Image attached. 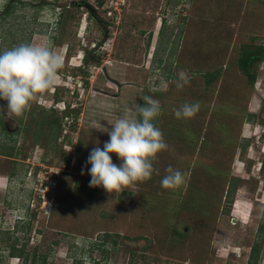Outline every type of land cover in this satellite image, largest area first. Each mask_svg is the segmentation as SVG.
Returning a JSON list of instances; mask_svg holds the SVG:
<instances>
[{"label":"rangeland","instance_id":"obj_1","mask_svg":"<svg viewBox=\"0 0 264 264\" xmlns=\"http://www.w3.org/2000/svg\"><path fill=\"white\" fill-rule=\"evenodd\" d=\"M98 1L0 0V50L50 44L66 65L21 116H4L20 159L10 200L20 196L22 205L29 191L34 199L44 193L36 189H44L38 165L49 174L64 169L54 194L42 198L46 211L7 234L4 264H24L9 252L18 245L47 256L27 264H248L254 244L264 264V59L254 85L238 65L247 46H264V0ZM8 3L14 7L5 14ZM85 46L99 47L90 53L102 58L85 65L88 75L68 67L81 62ZM206 72L215 74L210 84ZM144 96L161 106L155 124L168 145L151 179L121 194L90 187L87 157L109 139L92 121L110 129ZM185 103L198 111L177 118L173 110ZM169 165L184 174L175 189L160 184Z\"/></svg>","mask_w":264,"mask_h":264},{"label":"clouds","instance_id":"obj_2","mask_svg":"<svg viewBox=\"0 0 264 264\" xmlns=\"http://www.w3.org/2000/svg\"><path fill=\"white\" fill-rule=\"evenodd\" d=\"M85 55L84 50L81 62ZM62 67L61 56L50 44L33 46L22 43L0 50V100L7 102V111L0 113V116H21L39 93L56 83L57 73ZM72 79L74 83L78 82L75 76ZM141 99L144 103H135L132 115H122L110 124V129L100 121H92L109 139L103 143L102 148L97 141V146L91 149L87 157L90 187L103 188L111 195L121 194L127 187L151 179L154 172L153 160L168 145L155 124L161 113L160 104L148 96ZM198 109V103H185L173 111L177 118L187 119L194 116ZM112 154L118 158V164L113 162ZM183 182L184 174L171 165L165 169L160 180L164 189H175ZM235 203L236 201L233 205Z\"/></svg>","mask_w":264,"mask_h":264},{"label":"flooded vegetation","instance_id":"obj_3","mask_svg":"<svg viewBox=\"0 0 264 264\" xmlns=\"http://www.w3.org/2000/svg\"><path fill=\"white\" fill-rule=\"evenodd\" d=\"M76 5H79V3L75 2ZM101 47V45H100ZM86 48V49H85ZM85 48H83L85 50V53L87 54L88 52H96V50L98 51L97 46L92 47V48H88L87 46H85ZM85 59V58H84ZM84 59L82 60V62H80L79 64L76 65H72V61L70 62V64H68V67L70 68H76V69H80L83 68L84 72V66H85V61ZM102 61V58H101ZM66 65H65V60L63 61V67L62 69H65ZM104 67V66H103ZM103 67H102V71H103ZM86 68V67H85ZM62 70L60 69L58 72H61ZM104 73V71H103ZM78 76V75H77ZM106 76V75H105ZM118 85V84H116ZM1 104H0V110L3 106V104H7L6 101L4 100H0ZM56 106H54V109ZM45 108V107H44ZM45 109H53L51 107L45 108ZM80 107H73L71 109H68L69 114L71 115H75L78 111H79ZM66 109H61V112H64ZM0 113H2L0 111ZM66 117H68L66 115ZM4 116H0V178L4 177L5 178V185H4V189L0 188V264H4V262L6 260H4L5 255L4 253L6 252L5 248H4V243H7L8 240V236L7 234L10 233H15V232H20V227L23 229H27L28 226L30 225V220L33 219L34 217H36L39 212H43L46 211L44 205L42 204L43 202H46V199H42L44 197H46L48 194L53 195L54 191L56 189L57 186V181H58V175L60 174V170H64L63 168H60L59 170H53L52 174L49 173H45L48 172L45 165H38V167H40L41 173H39L38 175L41 177H38V180H42L41 181V186L44 187L43 188H38L36 187L37 191L38 190H45L44 193H38L37 195V199L32 198V196L34 195L35 191H29V195H28V199L24 202H22V205H20V196L15 199V200H10L9 197V191L7 190V184L10 181H16L17 179H20L19 174H20V169L19 167H15L16 164H19L18 162H20V159L16 158L14 156V150H18L17 148H15L18 139H8V130H9V125L5 124L4 122ZM62 119H60L61 121ZM56 122L59 121V119H55ZM62 122V121H61ZM62 124V123H61ZM19 131V129L17 130V132ZM19 133V132H18ZM57 134V133H56ZM39 143H37V147ZM15 148V149H14ZM45 148L43 149V154H45ZM67 152V151H65ZM18 154V153H17ZM42 158V157H41ZM67 162L70 161L69 157L66 156L64 158ZM8 162L11 163L13 162L14 164L11 165L8 169ZM17 169V172H16ZM39 170V171H40ZM20 182V180H18ZM40 186V187H41ZM35 189V190H36ZM52 208V206L50 207ZM12 217H14V220L12 221ZM33 217V218H32ZM19 246V252H20V245ZM14 248V247H12ZM13 256V255H11Z\"/></svg>","mask_w":264,"mask_h":264},{"label":"trees","instance_id":"obj_4","mask_svg":"<svg viewBox=\"0 0 264 264\" xmlns=\"http://www.w3.org/2000/svg\"><path fill=\"white\" fill-rule=\"evenodd\" d=\"M100 5H102L104 3L103 0H99L98 1ZM74 7L76 5V3L73 4ZM71 6V5H69ZM14 4L13 3H8L5 7L4 13L8 14L9 12H11V10L13 9ZM91 11H93L92 15L95 14L94 12V8L91 7ZM97 22L100 23L101 26H103L106 30V26H107V21H105L104 19L97 17ZM264 59V46L263 45H256V46H247L245 49L242 50V54L239 57V67L241 68V70L244 72V74L247 76L249 82L254 85L255 81H256V71L254 70V66H256V64H258L261 60ZM85 65L89 66L90 64L94 63L95 65H100L101 64V57L99 56H95L92 53L88 52L85 55ZM85 73L88 75L89 73L85 71ZM207 74V84H210L215 76L214 73H210V72H206ZM210 76V77H209ZM160 93V92H159ZM158 94V93H157ZM60 99V97H59ZM114 243H116L114 241ZM97 245V244H96ZM10 254L13 256H23L24 257V264H27V260L30 259L32 262H36L38 260H41L43 262L46 261L47 256L44 254L38 255L37 252H33L32 254L30 253H25L22 249L17 250L15 248H11L9 250ZM260 257H261V248L254 244L252 246L251 249V253L249 256V261L248 264H258L260 262ZM75 264H102L101 261H83V260H76Z\"/></svg>","mask_w":264,"mask_h":264},{"label":"water","instance_id":"obj_5","mask_svg":"<svg viewBox=\"0 0 264 264\" xmlns=\"http://www.w3.org/2000/svg\"><path fill=\"white\" fill-rule=\"evenodd\" d=\"M103 71H104V74L106 75V77H107L108 79H110L111 81H113V82H115L116 84L119 85V82H118V81H116V80L112 79L111 77H109L108 72H107V69H106L105 66L103 67ZM233 220H235V219H233Z\"/></svg>","mask_w":264,"mask_h":264}]
</instances>
